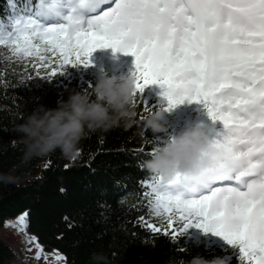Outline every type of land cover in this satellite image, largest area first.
Masks as SVG:
<instances>
[{"label":"snow or ice","instance_id":"6c2138e0","mask_svg":"<svg viewBox=\"0 0 264 264\" xmlns=\"http://www.w3.org/2000/svg\"><path fill=\"white\" fill-rule=\"evenodd\" d=\"M8 2L14 11L0 19V48L36 77L91 67L95 51L111 48L134 57V109L153 113L140 99L151 85L164 90L160 111L202 107L207 122L199 126L218 149L215 163L192 189L179 175L165 182L149 173L137 204L151 217L139 219L173 242L199 230L226 264H264V0H24L18 12L16 0ZM5 74L0 69V84ZM28 215L17 218L21 231ZM28 243L37 260L47 259L37 237Z\"/></svg>","mask_w":264,"mask_h":264},{"label":"trees","instance_id":"16d2710c","mask_svg":"<svg viewBox=\"0 0 264 264\" xmlns=\"http://www.w3.org/2000/svg\"><path fill=\"white\" fill-rule=\"evenodd\" d=\"M16 3L18 12L24 0ZM13 11L8 0H0V19H7ZM90 64L42 79L32 68L25 71L23 65L10 62L7 49L0 48V69L6 70L3 78L7 80L0 84V230L7 219L27 212V230L46 250H59L69 264H178L196 255L214 258V242L197 229H190L178 242L152 233L139 219L151 217L149 208L137 204L144 191L140 181L149 175L138 164L151 157L145 153L155 145L162 147L191 124L206 123L200 105L184 102L162 111L161 123L167 130L158 134L150 129L143 134L144 120L138 115L130 127L121 122L106 130L87 131L78 144L80 155L73 158L60 148L44 155L31 154L20 142L15 129L37 107L54 109L70 94L90 91L102 76L127 77L136 70L121 54L109 55L105 49L95 51ZM163 91L151 85L140 99L153 112L160 111L161 106L167 107ZM134 110L141 113L143 106ZM149 114L143 112L145 117ZM14 257V249L0 235V264Z\"/></svg>","mask_w":264,"mask_h":264},{"label":"clouds","instance_id":"9594fccd","mask_svg":"<svg viewBox=\"0 0 264 264\" xmlns=\"http://www.w3.org/2000/svg\"><path fill=\"white\" fill-rule=\"evenodd\" d=\"M135 90L136 82L132 76H102L90 91L70 94L66 101H58L54 109L42 105L37 107L15 131L31 154L44 155L60 148L66 157L73 158L80 139L87 131L106 130L121 122L130 127L135 122L136 112L132 106ZM162 119V111L150 113L143 121V134L148 129L153 134L165 132L167 129L161 123ZM218 155V149L210 143L206 129L196 125L158 147L143 166L165 182L179 175L184 179L185 187L192 189L193 179L211 168ZM178 264L226 262L221 257L207 259L196 255Z\"/></svg>","mask_w":264,"mask_h":264},{"label":"rangeland","instance_id":"374dc122","mask_svg":"<svg viewBox=\"0 0 264 264\" xmlns=\"http://www.w3.org/2000/svg\"><path fill=\"white\" fill-rule=\"evenodd\" d=\"M105 51L111 54H121L124 58V62L127 63H134L133 56H126L121 52H114L111 48L105 49ZM202 123L197 122L196 125H200ZM195 125V126H196ZM194 127L192 124L189 125L186 129ZM19 217V216H18ZM7 219L4 227L0 230V235L2 236L3 240L9 244L15 251V257L12 261L8 264H69L66 260L57 259L58 254H62L60 251L58 253L54 252L53 250H46L44 247V252L47 255V259L42 255L41 259L37 260L36 256V247L34 244L28 243L31 239L33 234H31L27 228L24 231L20 230L19 225L17 224V218ZM36 237V236H35ZM29 248L32 250L29 251ZM63 255V254H62ZM64 256V255H63Z\"/></svg>","mask_w":264,"mask_h":264}]
</instances>
